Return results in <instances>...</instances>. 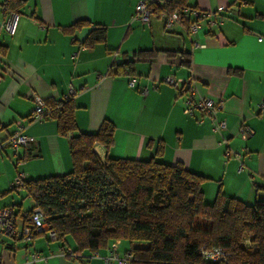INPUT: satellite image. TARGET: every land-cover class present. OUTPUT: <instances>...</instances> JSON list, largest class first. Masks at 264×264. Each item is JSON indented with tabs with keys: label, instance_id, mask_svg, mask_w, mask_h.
<instances>
[{
	"label": "crops",
	"instance_id": "crops-1",
	"mask_svg": "<svg viewBox=\"0 0 264 264\" xmlns=\"http://www.w3.org/2000/svg\"><path fill=\"white\" fill-rule=\"evenodd\" d=\"M2 1L0 142L31 113V93L57 101L69 88L75 90L77 129L60 135L52 118L23 124L22 134L33 145L19 147L16 154L8 153L7 146L0 149V207L12 206L21 216L30 201L24 209L23 195L14 200L16 191L9 188L15 176L36 180L70 172L69 141L79 133L95 132L103 120L114 124L113 142L108 151L95 144L98 157L181 163L203 177L205 203L219 192L245 204L264 200V0H186L188 6L208 12L190 35L180 26L163 33L157 21L132 20L137 0H23L7 33L1 28ZM80 20L89 23L68 30ZM95 24L106 28V42L81 46ZM154 49L158 52L153 57H134L137 51ZM131 58L135 83L128 87V75L112 72ZM167 74L193 76L204 95L220 102L218 117L225 127L214 132L208 117L185 115L184 97L162 81ZM242 123L254 131L243 140L237 131ZM43 233L29 241L32 248L20 238L2 241L0 264H107L89 257L88 250L79 251L88 256L86 261L61 256L58 241L40 242L47 236ZM18 243L24 244L20 252ZM129 247L127 240L113 239L96 251L103 256L109 249L123 253ZM29 250L46 257L26 261ZM17 255L22 259L16 261Z\"/></svg>",
	"mask_w": 264,
	"mask_h": 264
},
{
	"label": "trees",
	"instance_id": "trees-1",
	"mask_svg": "<svg viewBox=\"0 0 264 264\" xmlns=\"http://www.w3.org/2000/svg\"><path fill=\"white\" fill-rule=\"evenodd\" d=\"M7 1L17 14L23 0ZM171 1V8L187 5L186 0ZM88 23L80 20L68 30ZM105 39L106 28L95 24L80 45L89 48ZM157 52L137 51L134 57L143 60ZM133 62V58L119 62L112 74L135 76ZM45 102L55 107L54 101ZM59 102L61 108L54 109L52 119L59 134L65 135L77 129L75 105L72 98ZM113 131L114 124L103 120L95 132L72 137L70 172L25 179L24 196L31 195L44 212L48 230L55 233L60 247H69L67 235L75 253L96 251L109 240L124 239L130 244V264H211L204 261L199 249L216 246L227 257L212 264H264V200L245 204L219 192L205 203L200 189L203 177L181 163L98 157L92 147L101 144L108 151ZM139 242L147 247L134 244Z\"/></svg>",
	"mask_w": 264,
	"mask_h": 264
},
{
	"label": "built area",
	"instance_id": "built-area-1",
	"mask_svg": "<svg viewBox=\"0 0 264 264\" xmlns=\"http://www.w3.org/2000/svg\"><path fill=\"white\" fill-rule=\"evenodd\" d=\"M249 1V0H247ZM132 13V20L138 22L150 24L153 21H157L161 26L163 33L173 29L174 27L180 26L187 35L195 33L199 27L201 20L208 15L206 11H200L199 9L188 6V5H176L171 8L169 4L171 0H137ZM1 9L3 11V22L1 28L4 32H12L16 23L17 14L8 7V1L3 0L1 3ZM198 47L199 45L194 42ZM162 81L170 85L176 95L184 97L183 112L185 115L194 117L195 112H198L201 117H208L212 121L214 132H218L220 129L225 127V120L218 117V112L221 109L219 101H215L209 96L204 95L199 85L194 80L193 76L186 78H178L173 74H167L162 78ZM135 83V77L131 76L128 81V87H132ZM146 92L144 89L143 94ZM76 94V91L72 88L61 98L70 99ZM30 99L34 106L28 117L16 122L15 130L6 139L0 142V149L2 147H9L12 153L16 154L19 147L26 145H33L31 137L22 134L23 124L32 122H44L54 117V109L60 110V100L54 101L55 107L51 103H46L37 93H31ZM239 138L241 140L250 137L254 131L243 124L237 129ZM236 155V154H235ZM25 177L23 174L18 173L15 179L12 181L10 187L12 189H24ZM27 201H30L29 211L22 212L21 216L15 213L12 206L0 207V244L6 239L16 241L18 238L25 242H29L35 234L41 233L42 231L47 232L50 240H55L56 236L53 231L48 230V224L45 220V214L39 208V206L33 200L31 195L27 196ZM60 255L65 257L74 258L77 260L86 261L88 256L81 253H75L70 247H60ZM199 253L205 262L217 263L223 262L227 253L220 247L212 246L205 247L201 246ZM102 258L107 264H130L132 256L129 250L118 253L116 250L109 249L108 252L99 256L97 251H91L89 257ZM46 256H41L38 252L29 250L25 255L26 261L36 262L37 260H43Z\"/></svg>",
	"mask_w": 264,
	"mask_h": 264
},
{
	"label": "rangeland",
	"instance_id": "rangeland-1",
	"mask_svg": "<svg viewBox=\"0 0 264 264\" xmlns=\"http://www.w3.org/2000/svg\"><path fill=\"white\" fill-rule=\"evenodd\" d=\"M6 149L8 150V153H10V154H12V151H11V149L9 148V147H6ZM16 192H13V193H15L14 195H15V199L14 200H16V198L18 197V196H22L23 195V197H21L22 199H21V201H22V207L24 208V209H26V208H28V206H29V201H26V199H25V197H24V191L22 190V189H18V188H16V190H15ZM12 193V192H11ZM19 194H21V195H19ZM46 234H47V232H45ZM46 234H42V235H44V236H46ZM48 238H49V236H48V234H47V236L46 237H44L40 242L42 243V242H48L47 240H48ZM66 240L70 243V244H73V242H72V239H71V236L70 235H67L66 236ZM14 242V241H13ZM32 242H28V243H26V245H28V248H30L32 245ZM23 246H24V244H20V243H18V246H17V249L19 250V252H20V250L23 248ZM32 248V247H31ZM19 255H20V253H19ZM19 259H22V257L21 256H16V261H18Z\"/></svg>",
	"mask_w": 264,
	"mask_h": 264
}]
</instances>
